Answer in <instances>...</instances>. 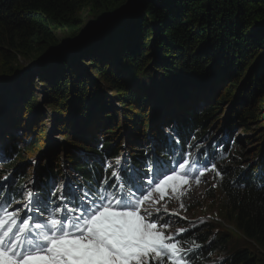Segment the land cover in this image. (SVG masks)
I'll use <instances>...</instances> for the list:
<instances>
[{"label": "trees", "instance_id": "trees-1", "mask_svg": "<svg viewBox=\"0 0 264 264\" xmlns=\"http://www.w3.org/2000/svg\"><path fill=\"white\" fill-rule=\"evenodd\" d=\"M124 3L0 0V76L16 74L24 68L20 62L57 44L58 36L75 37L86 12H116ZM262 21L264 0H134L132 8L110 17L90 38L74 42L68 52L39 64L32 73L0 81L1 117L5 114L8 127L19 130L0 129V147L22 157L25 151L45 148L39 140L48 141V129L62 132L67 139L63 148L57 144L44 153L36 168L35 185L44 188L46 179L56 178L61 168L82 178L96 176L102 158L114 160L122 146L131 151L132 161L137 157L143 160V154L148 153L143 146L149 137L160 140L165 126L174 124L182 132L205 127L219 108L208 107L197 115L198 108L214 101L213 89L217 92L234 77L217 101L232 100L218 120L221 131L231 135L237 126L250 130V122L261 121L260 129H253L252 137L244 139L259 143L255 151L249 149L255 161L248 169L245 165L234 169L217 165L222 175L213 173L215 187H209L208 197L213 202V194H219L223 217L264 255V112L259 111L264 100L256 98L264 90ZM244 74L245 81L237 87V76ZM96 77L112 88L115 101L106 100ZM39 99L49 110L23 119L21 110L38 109ZM28 133L35 141L21 150V145L31 141ZM14 164H5L0 178L11 174L15 182H25L30 177L25 167ZM203 225L183 233L181 239L188 241V246L199 245L200 252L202 244L208 252L212 246L206 234L209 226ZM209 250H219V245ZM256 262L257 256L242 249L222 264Z\"/></svg>", "mask_w": 264, "mask_h": 264}, {"label": "snow or ice", "instance_id": "snow-or-ice-1", "mask_svg": "<svg viewBox=\"0 0 264 264\" xmlns=\"http://www.w3.org/2000/svg\"><path fill=\"white\" fill-rule=\"evenodd\" d=\"M211 155L174 141L160 156L154 146L140 167L126 157L105 161L106 175L87 187L17 189L11 174L0 178V264H194L199 245L181 239L191 229L169 231L179 213L161 202L182 200L209 169L221 176Z\"/></svg>", "mask_w": 264, "mask_h": 264}, {"label": "rangeland", "instance_id": "rangeland-1", "mask_svg": "<svg viewBox=\"0 0 264 264\" xmlns=\"http://www.w3.org/2000/svg\"><path fill=\"white\" fill-rule=\"evenodd\" d=\"M133 3L128 5L127 8H132ZM116 15H113L111 18H114ZM119 16V15H118ZM92 19V20H91ZM83 23L85 22H90V21H95V19L90 15V13L86 12L85 16L82 19ZM264 23V21H262ZM27 61H22V65L24 66ZM19 63V64H20ZM26 66V65H25ZM242 68H240V72L242 71ZM32 73V71L30 72ZM247 74H244L241 76V78H238L237 76V82L239 83L237 87H240V85L245 81V77ZM99 78V77H98ZM96 80L100 83V88L104 92L103 94H106V97L108 101H111L115 98L111 97L112 95V88L107 85V83L100 81L97 79ZM234 80V77L230 78L228 80L229 85L232 83ZM240 81V82H239ZM229 85H223L220 86L219 90L216 92L215 89H213V98L214 101H212L209 105L207 106H201L198 108L197 115L202 113L204 110H206L208 107H216L219 108L217 111L215 117L209 118L207 123L205 124V127H201L199 131L197 132V137L198 141L200 142H205L204 144H208L209 141L212 142V139L215 137H221L220 129L221 125L218 123V120L227 113V110L229 106L231 105V102L228 100L218 103V99H220L227 91V88ZM224 87V89H222ZM215 91V92H214ZM211 93V95H212ZM234 93V92H233ZM235 93H238V88H236ZM234 93V94H235ZM34 96V95H33ZM257 100L259 101L264 100V90H260L257 94ZM38 103V102H37ZM264 104V103H263ZM39 108L36 110H33L32 112H27V110H21V116L24 119H31L32 115L35 112H39L42 114H45L49 108L44 104H42V101L39 99ZM260 105V104H259ZM117 108L119 109L118 103L116 104ZM48 109V110H47ZM261 114L262 111L264 112V108L260 110ZM43 116V117H42ZM41 118L39 119L40 121L45 117L42 115ZM0 129H7L10 131H14V129H11L8 127V125L5 123L6 115L0 114ZM51 119H48L49 123ZM117 122V121H116ZM116 122H114V126L116 125ZM263 122V121H262ZM249 128H239L237 126L232 130L231 135L228 137V143L226 146V149L228 151V154L225 156V158L220 161L222 164V167H226L227 169H234L235 167L238 166L242 167L245 165L246 169H248L249 165L251 164V161H255V157H252L251 152H249V149L255 151L256 149V143H259L258 141L252 140L251 143L246 142L244 139L247 137V135H252L256 129H260L262 126L261 121L255 122H250L249 123ZM121 125V124H119ZM259 127V128H258ZM112 127H109V129ZM120 132L123 131V126H120L118 129ZM14 132H19V130H15ZM48 132L50 134L48 141L44 143L43 139L39 140L40 145L45 146L42 151L37 150L34 153L25 151L23 153L22 157H18L15 153H11V158L9 160V164L15 163L14 165H18V167L24 166L26 169V174L30 177L26 179V185L27 187H31V180L34 178V174H36V168L37 165L41 162L42 158L44 157V153H48L50 148H54L57 144L59 147L62 149L64 146V142L67 140L64 134L62 132L58 133H51L52 129H48ZM252 133V134H251ZM25 136V133L22 135V137ZM28 138L31 140L30 143L26 142V144H23L20 146V149L22 150L23 148L30 147L32 143L35 141V137H31V133H28ZM252 137V136H250ZM65 138V139H64ZM69 138V137H67ZM71 138V137H70ZM24 139V138H23ZM196 138H194L195 141ZM65 140V141H64ZM58 147V146H57ZM127 148V147H126ZM60 149H58L59 151ZM57 151V153H59ZM129 151V150H128ZM32 153V155H31ZM249 154V155H248ZM46 155V154H45ZM60 158L61 153H59ZM242 156V158H241ZM232 157V160L230 158ZM22 158L24 161L22 163H19L18 159ZM230 160V161H229ZM55 161V160H54ZM219 163V164H220ZM247 171V170H246ZM33 174V175H32ZM31 178V180H30ZM56 181V180H55ZM215 181V177L213 175V171L211 172H206L205 175L203 176V179L201 180L200 185H196L195 183L191 182V189L190 191L183 197L182 200L176 199L175 197L169 199L166 197L165 201L161 203V207L163 208L165 205L167 206L168 210L171 212L179 213L178 216H172L171 217V227L169 231L171 232H176L182 228L189 229L190 227H197L201 228L205 225L201 223V220H207L210 224L207 232L209 233V242L212 243L213 246H218L219 245V250L215 251L213 253H210L207 255V258H216L220 259L223 256L226 257L228 253L236 251V250H247L251 254L257 256V262L256 264H264V255L260 254L257 252L256 248L254 247L253 243H251L249 240L245 239L244 236L236 229L235 225L233 224L232 221H229L223 217L222 211L219 210L218 208V202H219V194L215 192L213 194V202L211 199H209L208 194H209V187H213ZM183 203L185 205L184 209L180 208V203ZM181 212V213H180ZM186 217L187 219H183ZM167 218V217H166ZM219 240V241H218ZM196 259V257H194Z\"/></svg>", "mask_w": 264, "mask_h": 264}, {"label": "water", "instance_id": "water-1", "mask_svg": "<svg viewBox=\"0 0 264 264\" xmlns=\"http://www.w3.org/2000/svg\"><path fill=\"white\" fill-rule=\"evenodd\" d=\"M133 1L134 0H125L123 7L122 8L120 7L119 10H117L116 12L108 11V12H102L99 14L91 15L95 19V21H90V22L87 21V22L83 23V26L81 27L79 33L75 37L67 38V37H63V36H58L57 44L50 45L39 56H37L36 58L25 63L26 66L22 65L24 68L19 70L16 74L1 75L0 81H3V80L12 81V80H14V78H16L20 75L27 74V73L31 72L39 64L53 60V59L57 58L58 56H60L62 53L68 52V50L70 49V47L73 45L74 42L83 41V40H87L88 38H90L92 36L94 30L97 27H100L101 25H103L108 19H110V17H112L113 15H116V16L123 15L125 13V11L129 10V8H127V6L132 4ZM192 83L196 84L197 81L192 82Z\"/></svg>", "mask_w": 264, "mask_h": 264}, {"label": "clouds", "instance_id": "clouds-1", "mask_svg": "<svg viewBox=\"0 0 264 264\" xmlns=\"http://www.w3.org/2000/svg\"><path fill=\"white\" fill-rule=\"evenodd\" d=\"M261 149H263V148H261ZM228 154V151L226 150V155ZM222 166V165H221ZM258 170V169H257ZM208 237H209V235H208ZM212 244V243H211ZM210 248H213V245L212 246H210L209 248H208V252H206L205 250H204V248H203V246H202V244H201V250H202V257L203 258H207V255L211 252L212 253V250H209ZM225 259L226 258H224V261H225Z\"/></svg>", "mask_w": 264, "mask_h": 264}, {"label": "bare ground", "instance_id": "bare-ground-1", "mask_svg": "<svg viewBox=\"0 0 264 264\" xmlns=\"http://www.w3.org/2000/svg\"><path fill=\"white\" fill-rule=\"evenodd\" d=\"M172 98V97H171ZM214 147L212 146V144H211V141H209L208 142V144L206 145V147H205V149H207V150H209V151H211L212 149H213ZM257 176H259V175H257ZM202 180V179H201ZM181 213V212H180ZM205 222L204 223H206V220H204ZM204 223H202V224H204ZM194 228H197V227H194ZM193 227H190L189 229H194ZM182 229H187V227L185 228H182ZM234 252V251H233ZM233 252H230V253H228V255H231Z\"/></svg>", "mask_w": 264, "mask_h": 264}]
</instances>
